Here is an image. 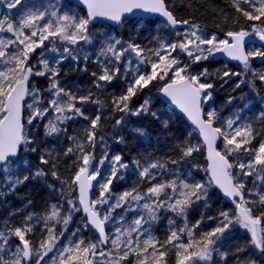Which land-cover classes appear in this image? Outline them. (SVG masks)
Instances as JSON below:
<instances>
[{
  "label": "snow or ice",
  "instance_id": "6c2138e0",
  "mask_svg": "<svg viewBox=\"0 0 264 264\" xmlns=\"http://www.w3.org/2000/svg\"><path fill=\"white\" fill-rule=\"evenodd\" d=\"M0 264H264V0H0Z\"/></svg>",
  "mask_w": 264,
  "mask_h": 264
},
{
  "label": "water",
  "instance_id": "95a60500",
  "mask_svg": "<svg viewBox=\"0 0 264 264\" xmlns=\"http://www.w3.org/2000/svg\"><path fill=\"white\" fill-rule=\"evenodd\" d=\"M218 60L222 59L221 57H217Z\"/></svg>",
  "mask_w": 264,
  "mask_h": 264
},
{
  "label": "trees",
  "instance_id": "16d2710c",
  "mask_svg": "<svg viewBox=\"0 0 264 264\" xmlns=\"http://www.w3.org/2000/svg\"><path fill=\"white\" fill-rule=\"evenodd\" d=\"M217 66H219V65H217ZM234 66V65H233ZM18 203V202H17Z\"/></svg>",
  "mask_w": 264,
  "mask_h": 264
}]
</instances>
